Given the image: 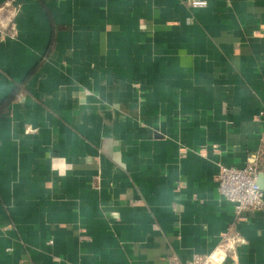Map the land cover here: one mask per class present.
<instances>
[{"label":"crops","instance_id":"crops-1","mask_svg":"<svg viewBox=\"0 0 264 264\" xmlns=\"http://www.w3.org/2000/svg\"><path fill=\"white\" fill-rule=\"evenodd\" d=\"M264 0H0V264H264Z\"/></svg>","mask_w":264,"mask_h":264},{"label":"built area","instance_id":"built-area-1","mask_svg":"<svg viewBox=\"0 0 264 264\" xmlns=\"http://www.w3.org/2000/svg\"><path fill=\"white\" fill-rule=\"evenodd\" d=\"M191 6L202 0H187ZM260 154H251L243 166L220 165L216 175L218 193L231 205L234 214L245 210L264 211V190L257 184L261 172ZM243 240L237 235L221 234L216 247L204 255H194L189 264H227L229 253L234 254L236 244Z\"/></svg>","mask_w":264,"mask_h":264},{"label":"water","instance_id":"water-1","mask_svg":"<svg viewBox=\"0 0 264 264\" xmlns=\"http://www.w3.org/2000/svg\"><path fill=\"white\" fill-rule=\"evenodd\" d=\"M257 184L262 190H264V172L258 174Z\"/></svg>","mask_w":264,"mask_h":264}]
</instances>
